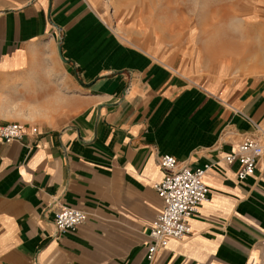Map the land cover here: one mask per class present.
I'll use <instances>...</instances> for the list:
<instances>
[{"label":"crops","instance_id":"crops-1","mask_svg":"<svg viewBox=\"0 0 264 264\" xmlns=\"http://www.w3.org/2000/svg\"><path fill=\"white\" fill-rule=\"evenodd\" d=\"M202 42L137 47L88 0H0V126L24 127L0 140V264H264V153L243 181L224 162L264 142V73ZM161 155L210 164L209 199L149 262ZM61 207L86 222L58 233Z\"/></svg>","mask_w":264,"mask_h":264},{"label":"rangeland","instance_id":"rangeland-1","mask_svg":"<svg viewBox=\"0 0 264 264\" xmlns=\"http://www.w3.org/2000/svg\"><path fill=\"white\" fill-rule=\"evenodd\" d=\"M91 1L111 31L130 45L156 37L166 48L182 45L198 52L211 37L214 47L264 73V0Z\"/></svg>","mask_w":264,"mask_h":264},{"label":"built area","instance_id":"built-area-1","mask_svg":"<svg viewBox=\"0 0 264 264\" xmlns=\"http://www.w3.org/2000/svg\"><path fill=\"white\" fill-rule=\"evenodd\" d=\"M23 133L24 127L20 123L12 122L0 126V140L4 143L21 140ZM260 133L264 137V132L260 130ZM263 143L253 137L246 138L233 153L224 158L225 163H237L240 166L237 173L239 181L254 174L257 161L264 153ZM158 165L164 176L153 187L163 206L148 231L150 244L146 249V259L149 262L154 259L159 249L166 247L169 240L180 241L190 235L188 219L209 199V189L204 177L211 168L210 164L191 170L180 165L175 157L161 155ZM86 220L87 214L75 208L61 207L52 213V223L60 234L74 232Z\"/></svg>","mask_w":264,"mask_h":264}]
</instances>
